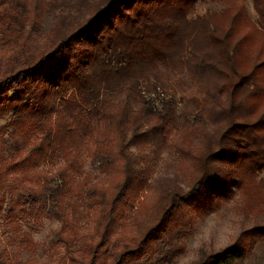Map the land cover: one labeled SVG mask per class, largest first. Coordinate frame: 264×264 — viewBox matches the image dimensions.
<instances>
[{
  "label": "trees",
  "instance_id": "1",
  "mask_svg": "<svg viewBox=\"0 0 264 264\" xmlns=\"http://www.w3.org/2000/svg\"><path fill=\"white\" fill-rule=\"evenodd\" d=\"M198 1L0 0L12 41L0 53V212L6 202L29 247L19 219L56 220L54 264H171L195 212L235 194L264 209V0H252L257 21L241 4L191 19ZM171 76L201 95L181 121L172 100L148 96L146 81ZM164 152L177 171L151 184ZM245 247L191 264H232Z\"/></svg>",
  "mask_w": 264,
  "mask_h": 264
},
{
  "label": "rangeland",
  "instance_id": "2",
  "mask_svg": "<svg viewBox=\"0 0 264 264\" xmlns=\"http://www.w3.org/2000/svg\"><path fill=\"white\" fill-rule=\"evenodd\" d=\"M241 4L245 7L247 15L253 21H257V15L252 6V0H201L194 8V13L190 16L201 15L205 12H220L232 5ZM55 22L53 14L46 15L34 31L39 42L42 41L41 35L52 27ZM29 29V25H26ZM12 46L10 37L2 36L0 33V53ZM142 81L139 76H136ZM150 87L156 85L153 92L158 90L164 96L155 97L160 99L172 100L176 108V118L181 121L179 115L183 106L192 105L195 100L201 101L200 92L195 89L192 82L185 76L179 80L176 77H163L160 82L150 78L146 81ZM165 97V98H164ZM191 117V114L189 115ZM5 118H0V124H4ZM5 138L7 139L6 135ZM7 142H10L7 140ZM160 164L150 175L151 184H155V179L169 175L172 177L177 171V161L174 156L164 152L161 156ZM99 163L87 161L86 170L93 176L98 175ZM258 178H264V170L259 173ZM181 181V180H180ZM10 179H5L8 184ZM183 185L182 181L180 182ZM4 189H7L5 186ZM8 193L5 194V201L8 200ZM5 203L0 212V264H54L59 255L54 254L53 249L49 248V241L56 240L55 230L59 228L56 220L41 218L38 224L33 220L26 221L19 219L21 232L27 231L31 234L35 243L29 247L18 237V232L6 217ZM250 203V202H249ZM21 204L17 205L19 209ZM246 204L245 200L239 194L229 200L221 202L220 206L207 208L195 212L194 221L189 226L188 233L182 238L181 243L184 250L177 255L171 264H191L197 260L203 253L208 254L217 252L236 241H241L246 246L244 254L240 259L233 261L232 264H264V235L253 232L250 236L244 231L250 230L257 225L264 224V209L256 208ZM262 209V210H261ZM262 211V212H260ZM133 207L127 213V222L132 225V218L135 216ZM90 224H85V228ZM90 227L88 231H90ZM86 231V230H85Z\"/></svg>",
  "mask_w": 264,
  "mask_h": 264
},
{
  "label": "built area",
  "instance_id": "3",
  "mask_svg": "<svg viewBox=\"0 0 264 264\" xmlns=\"http://www.w3.org/2000/svg\"><path fill=\"white\" fill-rule=\"evenodd\" d=\"M155 95H157V96H164V94L162 93V91L160 92L159 90H158V92H150V93H148L149 98H151L152 100H154L155 106L156 107H159L160 106V102H158V99L155 97ZM162 100H164V99H162V97H161L160 101H162Z\"/></svg>",
  "mask_w": 264,
  "mask_h": 264
}]
</instances>
